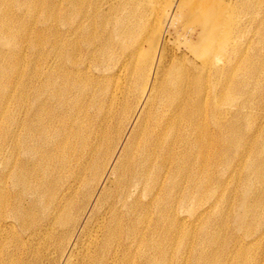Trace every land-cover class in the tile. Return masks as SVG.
I'll return each mask as SVG.
<instances>
[{"label": "bare ground", "instance_id": "6f19581e", "mask_svg": "<svg viewBox=\"0 0 264 264\" xmlns=\"http://www.w3.org/2000/svg\"><path fill=\"white\" fill-rule=\"evenodd\" d=\"M21 1L0 0V211L50 208L82 264H264V60L243 50L264 0H25L29 32Z\"/></svg>", "mask_w": 264, "mask_h": 264}, {"label": "rangeland", "instance_id": "374dc122", "mask_svg": "<svg viewBox=\"0 0 264 264\" xmlns=\"http://www.w3.org/2000/svg\"><path fill=\"white\" fill-rule=\"evenodd\" d=\"M226 2H229V0H226ZM29 6H31L30 3H28L27 1L25 3V0L21 1L18 4L15 2L13 6V11H15V13L17 14L15 16L19 19H22L24 17L26 22L25 25L29 28L28 32L34 27V24L32 25L31 21L32 11L30 10ZM239 13L240 11L237 14ZM41 14L42 12H40V10L35 11V19H40L39 16H42ZM241 16H243V13ZM41 19L39 21H36L37 28L43 27L44 29L45 26L43 24L40 25V23L43 22ZM244 20H246V18H244ZM258 20H260V22L262 21V13L259 14ZM16 26H19V24ZM258 31H260L261 33ZM262 32H264V29L259 26L257 29L251 30V32H249V34L246 35L245 38H243V50L246 49L244 50L246 51L245 54L251 57L255 62H257L258 60H264V43L262 42L261 37V35L263 34ZM20 36L24 37V34H22L21 32ZM25 36L30 38L28 34H25ZM2 37L3 35L0 33V39ZM179 43H182V41H179ZM179 43L178 46L180 47V49L179 51L177 50L178 57L181 58L183 53H187L190 59H193V57L189 54L186 46L183 43L182 45H180ZM246 45H250L249 48ZM23 46L29 47V43L24 42ZM250 50H252L253 52ZM261 50L263 51L261 52ZM7 51H9V49ZM30 58L31 54L28 57V61H30ZM26 69L28 70L27 75L29 76L30 72L32 71V65L30 64L29 68L27 67ZM244 72H246L245 69L243 70L242 75H244ZM27 93L28 95L33 96L35 94L34 88H30V86L27 87ZM235 95H238L239 98L240 96L243 97L239 99ZM232 97L233 100L235 99V102H233V100L231 101V103L229 102L228 104L231 106H237L246 101V95L243 93L237 92ZM244 124L245 123H242V126H244L243 131L245 133L247 132V128L246 124ZM10 193L11 201H13L14 204H17L20 199H24L25 196L28 195L26 194L24 197H20L19 193L13 192L12 188H10ZM24 207L27 209V211H31L32 215L29 214L27 216H24L22 220H18L17 215L12 211L10 212L11 214L8 213L7 215H4L0 211L4 217L0 218V264H82L80 251L75 254H71L69 251L66 254L61 253V240L59 236L62 233L61 227H58L54 231H46L48 216L51 212L50 208L41 207L38 209H31L27 204H25ZM14 208L15 206H13L12 209ZM37 232L38 234L36 235L35 233Z\"/></svg>", "mask_w": 264, "mask_h": 264}]
</instances>
